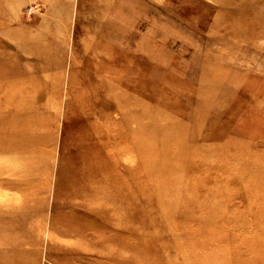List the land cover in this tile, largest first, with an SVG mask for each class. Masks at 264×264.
Masks as SVG:
<instances>
[{
    "label": "rangeland",
    "instance_id": "374dc122",
    "mask_svg": "<svg viewBox=\"0 0 264 264\" xmlns=\"http://www.w3.org/2000/svg\"><path fill=\"white\" fill-rule=\"evenodd\" d=\"M3 150L0 264H264V0H0Z\"/></svg>",
    "mask_w": 264,
    "mask_h": 264
},
{
    "label": "bare ground",
    "instance_id": "6f19581e",
    "mask_svg": "<svg viewBox=\"0 0 264 264\" xmlns=\"http://www.w3.org/2000/svg\"><path fill=\"white\" fill-rule=\"evenodd\" d=\"M100 52H94L92 55H91V59L92 60H97L98 58H100ZM86 106V105H85ZM87 107V106H86ZM89 111H90V108H89ZM104 121H107V120H104ZM30 123V120H25V119H23V124L25 125V124H29ZM34 123V122H33ZM36 123H34V125H35ZM94 124H98V123H94L93 122V127H94ZM33 125V126H34ZM106 126V125H105ZM13 129L15 128V127H12ZM105 132H106V134L108 133V131H106V130H104ZM99 131L97 130V133H98ZM100 134L98 133V136H99ZM0 152H4V150L3 151H0ZM101 172V171H100ZM93 181V180H92ZM91 181L89 180V183H90ZM100 185V184H99ZM92 189L93 190H91V193H93V195H95V194H97L98 193V195L100 196H98L100 199H101V193L103 192H101V185L100 186H96V187H93L92 186ZM95 189V190H94ZM98 189V190H97ZM75 200V199H74ZM112 201V199H109L108 200V202H111ZM82 202V201H81ZM80 202V203H81ZM104 202L105 203H107L108 204V202H107V200L106 199H104ZM86 206V205H85ZM94 208H96V207H94ZM110 210V211H109ZM108 211L109 212H114L113 213V221L115 220L114 219V217L115 216H118L119 215V213H118V211L112 206V205H110V209H109ZM70 214V213H69ZM71 216V215H70ZM117 221H118V218L116 219ZM115 220V221H116ZM52 221H54L55 222V220H52ZM105 222H107V221H105ZM109 222V221H108ZM51 224H52V222H51ZM119 224V223H118ZM67 225V226H66ZM76 225V223H74V222H72L70 219H65V231L67 232V231H69V232H71V233H73L74 235H72L73 237H77V236H80V235H78L79 233H76L75 232V230L73 229V227ZM51 227L53 228V224L51 225ZM54 229V228H53ZM66 232H65V234H66ZM68 232V233H69ZM67 233V234H68ZM66 234V235H67ZM82 235V234H81ZM37 238H38V236H37ZM113 244V243H112ZM107 245V244H106ZM113 246V245H112ZM108 251H110V249L108 250Z\"/></svg>",
    "mask_w": 264,
    "mask_h": 264
}]
</instances>
